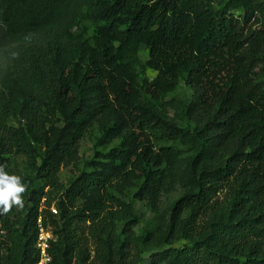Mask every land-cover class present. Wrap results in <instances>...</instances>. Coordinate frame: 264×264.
<instances>
[{"label": "trees", "instance_id": "obj_1", "mask_svg": "<svg viewBox=\"0 0 264 264\" xmlns=\"http://www.w3.org/2000/svg\"><path fill=\"white\" fill-rule=\"evenodd\" d=\"M182 81L185 125L166 115ZM94 125L96 154L66 186ZM178 145L195 151L171 216L173 232L188 211L186 244L161 259L264 264L263 0H0V165L27 185L22 209L0 212V264L38 262L37 219L53 204L50 264H142L150 234L126 199L157 209Z\"/></svg>", "mask_w": 264, "mask_h": 264}, {"label": "rangeland", "instance_id": "obj_2", "mask_svg": "<svg viewBox=\"0 0 264 264\" xmlns=\"http://www.w3.org/2000/svg\"><path fill=\"white\" fill-rule=\"evenodd\" d=\"M264 1V0H263ZM217 3L220 0H216ZM86 28L88 34L94 33V27L89 21L79 24L78 31ZM149 59L146 47L142 46L137 58V71L140 80H153L157 73L146 68L145 64ZM191 88L182 81L175 92L171 93L166 101V115L174 122L185 125L183 112L192 99ZM101 133L97 125H94L80 143V161L69 167L62 168L60 172L61 182L69 185L83 171L87 170V162L92 160L96 154V142ZM178 164L176 168L177 178L168 185L159 196L158 206L155 211L150 210L145 202H140L132 198L129 193V201L140 216V222L135 228L136 234L146 238L150 234V240L144 247L142 264H171L170 260H162L160 255L171 248H181L186 244L182 237L183 222L188 216V211L176 220L173 232H171V216L175 202L192 187V177L189 170V162L195 151L182 145L177 146ZM15 169L28 173L26 160L24 157H15ZM52 206L56 207L55 204Z\"/></svg>", "mask_w": 264, "mask_h": 264}, {"label": "clouds", "instance_id": "obj_3", "mask_svg": "<svg viewBox=\"0 0 264 264\" xmlns=\"http://www.w3.org/2000/svg\"><path fill=\"white\" fill-rule=\"evenodd\" d=\"M27 190V185L22 183L21 177L9 175L0 165V212L7 214L13 206L22 209L24 201L22 194Z\"/></svg>", "mask_w": 264, "mask_h": 264}, {"label": "built area", "instance_id": "obj_4", "mask_svg": "<svg viewBox=\"0 0 264 264\" xmlns=\"http://www.w3.org/2000/svg\"><path fill=\"white\" fill-rule=\"evenodd\" d=\"M44 208V206L41 207L40 213H42ZM48 210L50 212L49 216L55 219L59 218L60 213L56 207L51 206ZM49 216L40 214L37 219L38 236L35 243V249L38 252L39 259L36 264H50L52 260L49 251L52 242L56 241V236L50 225Z\"/></svg>", "mask_w": 264, "mask_h": 264}]
</instances>
